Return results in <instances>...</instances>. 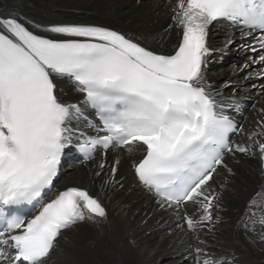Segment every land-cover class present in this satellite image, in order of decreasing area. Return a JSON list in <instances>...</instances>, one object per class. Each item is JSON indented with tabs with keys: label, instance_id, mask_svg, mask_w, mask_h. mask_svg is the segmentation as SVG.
I'll return each instance as SVG.
<instances>
[{
	"label": "snow or ice",
	"instance_id": "1",
	"mask_svg": "<svg viewBox=\"0 0 264 264\" xmlns=\"http://www.w3.org/2000/svg\"><path fill=\"white\" fill-rule=\"evenodd\" d=\"M171 11L180 38L167 53L105 26L54 22L44 36L15 17H0V264H44L62 230L85 220L86 213L106 216L85 187H66L43 202L74 139L85 159L98 148L106 155L142 146L134 171L159 205L179 210L191 204L192 214L182 219L193 232L213 220L219 193L210 182L217 166L227 167L226 153H247L251 145L230 142L242 128L218 102L222 92L207 81L209 28L227 21L241 28L242 37L251 36L247 47L258 54L252 63L260 67L249 76L264 78V0H176ZM62 80L83 99L63 100ZM81 105L99 120L92 125L98 129L94 137L70 127L84 116ZM261 127L249 139L264 137ZM253 142L264 159V142ZM257 196L261 200H250L246 215L261 226L264 241V195ZM24 205L39 210L27 216Z\"/></svg>",
	"mask_w": 264,
	"mask_h": 264
},
{
	"label": "bare ground",
	"instance_id": "2",
	"mask_svg": "<svg viewBox=\"0 0 264 264\" xmlns=\"http://www.w3.org/2000/svg\"><path fill=\"white\" fill-rule=\"evenodd\" d=\"M175 3L176 0H0V17H15L44 36H49L46 28L54 22L114 27L155 51L167 53L180 38V30L171 19ZM216 25L208 45L219 51L218 58H222L223 52L245 58L240 63L221 59L228 63L207 64V81L222 91L221 98L245 102L252 109L242 118V131L233 143L251 145L249 151L226 154L227 167L220 165L210 182L219 193L218 207L212 210L213 220L195 232L188 229L182 217L192 214L191 204L184 206V212L161 207L150 191L134 179L130 167L142 155L141 146L134 145L131 152L109 150L104 157L99 155L88 163L65 168V177L57 188H87L100 200L106 216L86 213L85 220L62 231L48 257L54 258V264H204L206 260L221 259L224 264H264L261 226L253 225L246 215L250 200L255 198L259 202L261 197L257 193L264 195V173L259 171L257 146L253 142L263 141L264 137L249 139L264 124V82L249 76L260 66L255 70L245 63L248 55L238 51V43L234 41L228 46L229 39L236 37L234 30ZM226 82L234 86L223 89ZM58 95L70 102L82 96L68 80L59 82ZM117 158L119 163L115 164ZM102 161L105 167L100 169ZM114 164L117 172L113 177ZM97 172L100 174L96 175ZM208 238L220 243H204ZM198 241L204 243L203 248L193 246ZM141 248L142 252L138 250ZM200 248L202 251L197 252Z\"/></svg>",
	"mask_w": 264,
	"mask_h": 264
},
{
	"label": "rangeland",
	"instance_id": "3",
	"mask_svg": "<svg viewBox=\"0 0 264 264\" xmlns=\"http://www.w3.org/2000/svg\"><path fill=\"white\" fill-rule=\"evenodd\" d=\"M213 39V38H212ZM215 39V38H214ZM217 56L215 55V56H213V59H212V63L213 62H215L216 60H217ZM228 63V61L227 60H221V61H219V63H214V64H212L213 66L214 65H219V64H224V65H226ZM213 238H208V239H205V240H203V242L205 243L206 241L207 242H212V243H215V244H218V243H220V241H217V239H214V240H212ZM211 240V241H210ZM215 241V242H214ZM217 241V242H216ZM202 241H198V242H195L194 244H193V246L194 245H196V246H200L201 248H203V243ZM197 243V244H196ZM178 244H179V242H178ZM199 244H201V245H199ZM184 247H186V246H184ZM200 248V249H201ZM139 251L141 250V252L143 251V249L141 248V249H138ZM50 262V263H49ZM49 262H47V263H45V264H54V258H52L51 260H49ZM163 264V263H162Z\"/></svg>",
	"mask_w": 264,
	"mask_h": 264
}]
</instances>
